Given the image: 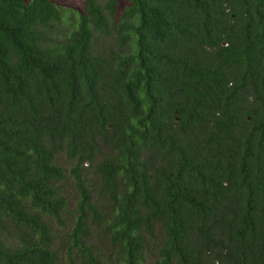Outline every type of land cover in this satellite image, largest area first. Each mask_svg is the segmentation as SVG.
<instances>
[{
	"label": "trees",
	"instance_id": "obj_1",
	"mask_svg": "<svg viewBox=\"0 0 264 264\" xmlns=\"http://www.w3.org/2000/svg\"><path fill=\"white\" fill-rule=\"evenodd\" d=\"M117 13L0 0V264H59L60 153L68 264H264V0Z\"/></svg>",
	"mask_w": 264,
	"mask_h": 264
},
{
	"label": "rangeland",
	"instance_id": "obj_2",
	"mask_svg": "<svg viewBox=\"0 0 264 264\" xmlns=\"http://www.w3.org/2000/svg\"><path fill=\"white\" fill-rule=\"evenodd\" d=\"M58 6L62 9H70L75 13L81 12L84 7L85 0H53ZM131 0H118V13L116 18L119 17L120 12H122L123 7L129 5ZM58 163L61 164L67 172L66 179L61 183V186L64 189L65 195L68 199V207L65 213V223L64 225L58 226L55 223H52V227L55 230L56 234V246L59 252V264H68L66 255H65V247L67 246V234L70 231L72 225V219L75 214V203L77 199V195L73 186V182L71 177L69 176V169L72 166V163L66 159L63 153L58 154ZM83 174L92 177V168L89 165L84 166ZM94 242L96 243L97 247L103 251H108L107 242L101 236V233L97 231L94 233ZM162 237L157 232L155 237H150L148 240L147 251L145 256V264H154L155 260L158 258V249L161 246Z\"/></svg>",
	"mask_w": 264,
	"mask_h": 264
}]
</instances>
